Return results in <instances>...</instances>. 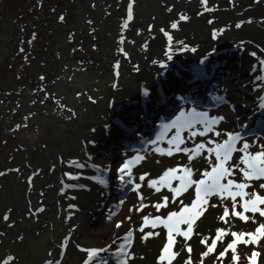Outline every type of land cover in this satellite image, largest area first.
<instances>
[{
    "label": "rangeland",
    "instance_id": "rangeland-1",
    "mask_svg": "<svg viewBox=\"0 0 264 264\" xmlns=\"http://www.w3.org/2000/svg\"><path fill=\"white\" fill-rule=\"evenodd\" d=\"M94 1L102 15H109L103 30L94 38L76 32L61 35L54 42V55H46L44 61L35 59L29 73L37 84L29 82L23 93L19 91L22 85L17 84L12 105L0 96V129L7 133L20 125L15 141L38 151L46 165L45 171L35 175L14 171L9 187L0 183V208L11 207L10 213L0 212V233H4L0 235V261L12 255L13 264H45L49 260L54 264H84L86 253L80 249L103 248L105 251L92 264H120L119 249L131 229L135 258L129 264H156L166 241V229H155L160 235L147 240L141 239L143 233L137 229L143 216L167 215L169 210L178 211L179 204L156 212L151 205L162 195L172 194L166 188L156 193L145 181L139 192L149 206L137 212L141 201L134 186L141 183L140 175L148 173V179H155L167 168L187 164L188 158L183 153L161 155L155 149H167L178 128L186 139L181 147L191 148L209 138L223 141L227 133L236 132L250 144L264 146V0H208L207 6L214 9L208 12L201 0H135L133 19L127 28L123 27L125 17L117 14L116 7L109 11L105 2ZM181 14L189 19L179 21ZM177 21L178 27L172 29L171 23ZM241 22L237 28L235 25ZM161 29L172 36L171 46ZM10 32L11 28L6 31ZM180 41L183 43H177ZM6 57L7 49L3 48L0 81L4 84L7 79L10 84ZM219 61L224 62L221 68L215 64ZM203 112L209 118H225L214 126L221 136L209 133L190 137L194 129L183 125L194 113ZM173 121L177 127H172ZM202 128L201 124L195 125V130ZM259 150L256 146L249 149ZM137 155L145 159L133 163L132 176L121 180L118 165ZM239 155L234 153V159ZM194 164L200 168L203 162L198 159ZM23 166L21 162L20 168ZM101 179L105 183L101 184ZM129 179L133 183H128ZM261 182H255L258 191ZM194 196L189 189L180 199L189 204ZM212 201L219 203L216 197ZM30 208L44 211L33 217ZM221 212L220 208H210L197 230L211 236L217 227H225L216 219ZM6 213L10 219L1 223ZM257 221L264 222V218L257 215ZM117 222H123L120 228ZM255 227L235 222L236 230ZM148 231L152 229L145 228ZM20 236L23 241L18 240ZM230 240L226 237L224 243ZM62 242L66 245L63 248ZM188 243L196 264L205 247L198 236ZM240 249L249 254L253 249L260 252L257 264H264V240L255 246L241 245ZM222 250L218 244V251ZM230 255L224 258V264H231ZM187 256L182 251L173 264H184ZM205 264H214V257L206 258Z\"/></svg>",
    "mask_w": 264,
    "mask_h": 264
},
{
    "label": "snow or ice",
    "instance_id": "snow-or-ice-1",
    "mask_svg": "<svg viewBox=\"0 0 264 264\" xmlns=\"http://www.w3.org/2000/svg\"><path fill=\"white\" fill-rule=\"evenodd\" d=\"M259 2V0H256ZM201 4L204 6V11H213L209 8L208 0H201ZM171 12L172 9L168 8ZM202 14V13H199ZM133 19L132 3L129 4L127 19L124 21L123 27H128V22ZM189 17L186 14L179 16V21H187ZM61 22L65 21V17L61 15L59 17ZM177 22L171 23V28L176 29L178 27ZM212 23L211 20L208 21ZM251 23V21H248ZM91 23V21H89ZM242 23H237L235 26L240 28ZM152 26H149L151 31ZM161 32L167 36L169 45L172 43V36L161 29ZM73 34H70V36ZM217 35L213 33V38ZM33 39L36 38V34L33 33ZM31 43V41H28ZM121 44L124 42L121 38ZM177 43H183L182 41ZM147 45H145L146 47ZM184 49L187 50L188 46L184 45ZM191 51L195 52L196 49L192 48ZM20 51H24L23 48ZM73 51H76L73 49ZM123 51V49H121ZM127 55V53H125ZM169 60L172 59L171 55L166 53ZM255 56V53H252ZM27 59V57H26ZM156 63V61H153ZM203 63V61H201ZM264 64V60L261 61ZM118 67V65L116 66ZM138 70V69H137ZM118 74V73H117ZM71 79V78H69ZM41 81L45 80L44 76L40 77ZM42 91L44 89H41ZM144 94L147 96L148 90L145 89ZM80 95V93H77ZM47 96V93H46ZM217 99H222L218 97ZM89 100L95 102L91 96ZM35 103V102H34ZM43 103V101H41ZM59 103V101H57ZM264 107V105H261ZM75 115V113H73ZM183 116V113L181 114ZM179 119V118H178ZM223 116L209 118L207 112L194 113L193 118L185 122L183 126L192 128L190 137L207 136L209 133H213L214 136H221L222 133L215 130V125L224 120ZM201 124L203 128L201 130H195V125ZM20 125H17L19 128ZM172 127H177V122L173 121ZM155 143V142H153ZM169 147L167 149H155L159 151L161 155L172 156L174 153H183L188 158L187 164L177 165L172 168H167L163 173L155 178L148 179L149 174L145 173L139 176L141 183H135L134 190L138 192V200L141 204L135 210L142 212L149 205L143 203L145 197L139 192V189L143 186V182L147 181V186L154 189L156 193L162 192L163 189H167L172 196L162 195L160 200L151 205L156 212H161L162 209H170V206L179 204L178 211L169 210L167 215H155L151 213L142 217V224L137 229L140 233H143L142 240H147L151 237L159 236L160 233L155 231L159 227L166 229V241L161 249L160 254L157 257L156 264H173L177 261V258L181 256V252L185 251L188 256L184 260V264H194L192 258L193 248L188 241L193 239V236L200 237V244L204 245L205 250L200 253V259L196 264H205L206 258L214 257V264H224V258L229 257L231 264H257V258L261 256V253L253 249L251 253H245L240 249L241 245H258L261 240H264V222L257 221V215L264 218V146L250 144L244 135L241 133H227V139L223 141H216L209 138L199 143H194V146L189 148L187 146L181 147L186 144V139L180 135L178 128L175 136L168 141ZM241 144L238 148L237 144ZM253 146L259 147L260 150L256 152L249 151ZM234 153H239V158L234 159ZM145 159L144 156L137 155L133 160L126 162L120 169L122 173L120 179L124 180L125 176L131 177V165L133 163H139ZM201 159L203 165L200 168H196L194 161ZM83 167V165H78ZM15 171H19L16 169ZM6 173L0 172V176ZM197 177V178H194ZM262 181L257 186L255 182ZM101 184L105 183L103 179L99 181ZM173 182H176L173 186ZM31 183V177L29 178ZM128 183H133L132 179L128 180ZM192 189L195 196L191 203L186 204L180 197ZM212 197H216L219 203L213 202ZM123 203V201H122ZM210 208H220L222 212L216 217V219L225 227H217L214 235H203L197 230L198 222L205 218L206 213H209ZM132 209H130L131 211ZM44 211L43 208L37 209L35 212L29 209V214L35 216L36 212ZM11 209H9V213ZM9 213L3 216L5 222L9 221ZM126 219H131L127 217ZM239 221L242 224H255L254 229H240L236 230L235 222ZM123 222H117L116 227L120 228ZM13 224H9V227H13ZM145 228H151L152 231L145 232ZM4 235V233H0ZM133 231L130 229L126 234V243L119 249V255L122 257L120 264H129L130 260L135 258L134 253L131 252ZM231 237V240L224 243L226 237ZM179 238V239H178ZM23 236L18 237V240L23 241ZM209 241H211L209 243ZM218 244L223 246L222 251H218ZM63 244L61 247H65ZM86 253L84 264H92V262L99 257L100 253L105 249H80ZM51 255V253H50ZM15 257L8 255L0 264H13ZM45 264H54L53 261H46ZM59 264V262H55Z\"/></svg>",
    "mask_w": 264,
    "mask_h": 264
},
{
    "label": "trees",
    "instance_id": "trees-1",
    "mask_svg": "<svg viewBox=\"0 0 264 264\" xmlns=\"http://www.w3.org/2000/svg\"><path fill=\"white\" fill-rule=\"evenodd\" d=\"M101 1L107 4L106 6L110 8L109 11H115L116 7L117 14L125 17L124 19H127L129 4L132 3V13L135 5V0ZM84 13L86 17H82ZM61 15L65 17L64 22L59 20ZM107 16L101 14L94 0H0V41H2L0 53L3 48L7 49V57L4 61L5 63L7 61L5 71L10 75L9 79L12 81L10 84L7 79L4 84L0 81V96H5L8 104L12 105L11 102L15 100L14 96L17 94L15 92L17 84L22 85L19 89L22 93L26 84H37L34 76L29 73L33 69L34 63L37 62L35 59L44 61L46 55L49 58L54 55V42L61 35L76 32L88 38H94L98 31L105 27ZM10 28L11 32L6 33ZM33 33L36 34L35 39L32 38ZM74 38L76 37L73 36L72 39ZM21 48L24 51H20ZM215 64H217V68H221L224 62L219 61ZM175 74L177 76L176 71ZM11 76L15 78V81ZM32 88L34 91L38 90L35 89L36 86H32ZM12 97L13 100H11ZM148 99L149 97H146L145 100ZM19 131L21 128H10L7 133L4 128L0 129V172L6 173L0 176V183H4L8 187L13 181V173L16 169L29 176L30 174L35 175V172L45 171L44 167H46L38 151L23 145L21 147L15 141V135ZM25 156L27 159L24 160ZM21 162L25 164L22 168H20ZM10 208V205L2 206L0 208L1 215L9 211ZM11 215L13 216V214ZM1 223H5L3 216ZM7 233L13 234L14 232L8 231Z\"/></svg>",
    "mask_w": 264,
    "mask_h": 264
},
{
    "label": "bare ground",
    "instance_id": "bare-ground-1",
    "mask_svg": "<svg viewBox=\"0 0 264 264\" xmlns=\"http://www.w3.org/2000/svg\"><path fill=\"white\" fill-rule=\"evenodd\" d=\"M118 166L122 167V165H118Z\"/></svg>",
    "mask_w": 264,
    "mask_h": 264
}]
</instances>
